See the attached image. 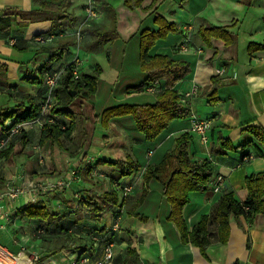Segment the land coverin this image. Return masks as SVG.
I'll use <instances>...</instances> for the list:
<instances>
[{
  "label": "crops",
  "instance_id": "obj_1",
  "mask_svg": "<svg viewBox=\"0 0 264 264\" xmlns=\"http://www.w3.org/2000/svg\"><path fill=\"white\" fill-rule=\"evenodd\" d=\"M38 1L0 0V11L12 9L30 12L39 9ZM95 1L100 11L99 26L109 25L110 18L105 6L109 7L115 13V32L118 36L98 51L83 49L89 39L86 29L91 27L85 13L88 0L81 6V13L74 7L75 0L72 1L68 11L73 14V21L70 25L64 24L60 32L52 29L51 21L29 22L20 18L11 22L6 32L8 34L0 32V64L6 66L5 74L0 75V109L17 106L24 96H30L38 103L42 92L41 84L31 85L24 78H36L39 81L47 71L65 68L75 59L78 50L81 56H87V61L80 68V74L92 73L96 67L100 68L93 97H85V103L76 109L79 112L77 114L73 111V104L71 110L66 107L72 115L71 118H58L60 121L62 119L60 123L64 127L71 120L75 123V128L65 143L71 152L49 167L58 172L64 170L65 163L68 166L71 160L86 158L90 168L87 169L88 177L79 178L69 190L62 191L59 195L56 191L36 198L31 196L27 200L19 199L10 207L6 202L0 203V243L13 254L21 253L19 264H49L51 259V264H74L80 255L88 256L89 264H99L104 243L94 240L93 237L101 236L105 228L111 225V213L114 210L112 206L104 203L102 194L111 190L112 183L128 182L135 178L133 193L123 203L124 213L119 231L112 237L114 259L111 264H126L123 260L128 247L136 250L140 264H264V216L256 215L251 224L242 216L231 217L229 239L225 245L218 243L216 225L211 222L208 227L210 243L205 252L206 257H203L197 247L181 242L178 229L167 220L171 207L162 194L161 186L155 181L148 184L142 181L146 166L158 164L163 154L174 148L175 140L187 133L191 136L187 151L189 160L206 159L213 165L209 190L204 193L191 192L188 195V203L183 208V218L188 229L202 216L212 217L223 194L231 192L238 201L245 200V178L252 173L264 171V154L260 153L264 149L244 131L249 126L264 129V49L248 52L250 44H264V0H157L152 9L147 8L151 0H145L142 8L133 11L124 5L125 0H114L117 3L113 0ZM153 9L166 21L173 23L177 32L169 33L164 40L157 41L148 54L167 55L182 65L172 70L141 72L138 33L142 29H156L153 14H150ZM120 13L124 14L123 18ZM185 24H192L194 28L192 48L186 54H172V46L179 41L181 27ZM201 26L228 28L232 32V43L226 46L222 40L211 39L209 44H205L198 34ZM76 31L80 32L79 38L72 34ZM37 35L50 39L44 44L32 43L31 39ZM63 36H73L77 44L69 47L64 52L66 55L63 53L59 60L49 61L51 54L38 53L39 48L55 47L57 38ZM134 37L137 38V50L136 47L133 49L132 58L124 64L125 52L121 44L128 43ZM7 38H16L15 45L6 47L4 41ZM114 44L120 45L118 50L121 54L118 53L117 58L111 48ZM197 50H200V54H197ZM129 61L130 65L127 64ZM128 67L135 71L132 74L127 73ZM134 75L136 80L131 82ZM212 76H218L219 79V102L215 106L208 103L206 95L212 87ZM152 83L157 86L156 93L143 91L146 85ZM194 85L198 87V92L188 100L189 115L213 119L208 144H201L196 136L188 132V117L173 120L152 142L145 140L136 130L130 116L110 120L104 127L102 140L97 137L95 125L100 122L99 115L103 110L120 104H153L156 96L164 90H173L183 96ZM115 86L117 94L113 91ZM101 91L104 98L108 97V101L114 96L112 101L116 104L96 113L91 104ZM71 100H68L67 106ZM88 107L91 114L83 116L82 109H89ZM90 117L96 118V124L94 131L86 138V131L82 126ZM79 119L82 120L81 124ZM21 125L20 133L13 137L11 150L18 154L17 148L20 151L24 147V153L12 155L16 159H1L6 162L0 165V187L4 180L14 174L16 166H22L35 181L50 180L49 176L43 174V169L38 167L34 151L31 156L30 151H27L34 150L29 147V142L34 137L39 140L40 127L34 121ZM3 133L0 127V136ZM220 139L234 147H243L225 149ZM97 144L103 150L100 154L88 157L89 148ZM148 151H153L149 158ZM245 157L249 159L244 160ZM126 159L139 163L141 169L123 178L117 169L105 163ZM98 171L104 174L103 179L94 177L101 175ZM90 173L94 178L90 177ZM76 196L80 199H75ZM88 197L94 199L102 209L98 220L91 218L84 204ZM28 203L42 204L56 214L59 218L57 225L45 227L43 223L19 214V208ZM4 212L12 213L8 221L2 219ZM60 228L88 242L92 249L83 251L71 247L49 254L47 246L61 233ZM36 229L45 232L37 236ZM23 241H26V248L22 252ZM37 253L40 260L35 262L31 258Z\"/></svg>",
  "mask_w": 264,
  "mask_h": 264
},
{
  "label": "trees",
  "instance_id": "obj_2",
  "mask_svg": "<svg viewBox=\"0 0 264 264\" xmlns=\"http://www.w3.org/2000/svg\"><path fill=\"white\" fill-rule=\"evenodd\" d=\"M72 1L58 0L54 2L52 0H39V9L30 12H20L12 9L0 11V32L8 34L6 32L10 28L11 22L16 18L29 22L48 20L53 24L52 29H58V32H60L64 24L70 25L73 21V14L68 11ZM144 1L125 0L124 5L133 11L142 8ZM156 3L157 0H151L147 8L152 9ZM105 9H107L110 18L109 25L107 27L96 25L86 29L89 39L83 45L84 50L94 49L98 51L118 37L115 32V13L109 7L105 6ZM150 14H153V22L156 25V29H142L138 33L140 71L172 70L175 67L181 66V62H177L167 55L150 56L148 54L157 41L164 40L169 33L177 32V27L158 15L156 9H153ZM198 34L205 44H209L211 39L222 40L226 46L230 45L233 41L232 32L226 27L201 26L198 29ZM76 44L77 41L73 36H63L57 38L55 47L49 49L41 48V50L39 48L38 53L51 54L49 61H55L59 60L69 47ZM259 49H264V44H250L248 46L249 53ZM5 72L6 66L0 64V75L5 74ZM99 72L100 68L96 67L92 73H82L80 80L71 81V66L69 65L65 68L60 83L55 89L56 104L50 111V116L54 118L55 123H44L40 127L39 145H44L46 142L59 143L61 138H67L72 134L75 128L74 121L71 120L69 125L64 127L56 120V117H72L71 113L65 109L68 100L71 98L70 93L72 91L75 93L82 91L84 97H93L96 91ZM217 77L212 76L210 78L212 87L206 94L208 103L213 106L219 102L217 96L219 79ZM24 80L31 85L41 84V79H39L40 82L36 78H24ZM38 104L39 102L36 103L30 96H24L17 106L0 109V127L3 132L9 129L10 125L6 126L7 121H12L11 126H15L35 120L39 115ZM189 113V107L186 103L182 102V96L173 90H164L156 96V101L153 104L116 105L103 110L99 115V120L106 127L112 119L130 116L136 130L143 135L145 140L152 142L169 127L173 120L187 118ZM244 131L250 134L253 141L264 149V129L257 126H249ZM220 140L221 145L228 150L243 147H234L224 139ZM190 141L191 136L189 134L183 133L180 135L174 142V148L167 150L158 164H148L146 166L142 175V181L145 184L155 181L161 186L162 194L171 207L167 220L172 222L178 229L182 243L194 245L198 248L201 255L206 257L205 252L210 243L208 227L211 222H214L216 225L218 243L225 245L229 239L231 217L238 218L242 216L247 220L248 224H251L256 215L260 214L264 216V171L252 173L245 178L247 195L243 202L238 201L233 193H225L221 196L219 203L215 207L212 217L202 216L191 229H188L183 218V208L188 203V195L191 192L204 193L209 190L213 177V165L211 161L206 159L201 161L189 160L187 151ZM10 152L11 144L1 153L0 159L8 157ZM260 153L264 154V152ZM244 156L242 155V157ZM105 163L117 169L122 178L131 176L141 169L139 163H135L130 159ZM88 174L89 170L85 172L86 178ZM102 199L105 204L113 208L120 201L118 192L112 187L109 192L102 194ZM84 204L88 208L91 218L98 220L99 213L102 210L99 204L89 197L84 200ZM18 213L26 218L43 223L45 227L55 226L59 221L57 215L42 204L28 203L21 206ZM60 232L48 244L47 250L49 254H56L71 247L76 250L83 249V251L92 249L88 242L72 236L67 230L60 228ZM123 263L140 264L134 248L128 247L126 249Z\"/></svg>",
  "mask_w": 264,
  "mask_h": 264
},
{
  "label": "built area",
  "instance_id": "obj_3",
  "mask_svg": "<svg viewBox=\"0 0 264 264\" xmlns=\"http://www.w3.org/2000/svg\"><path fill=\"white\" fill-rule=\"evenodd\" d=\"M99 8L95 0H88L85 8L86 18L90 23L91 27L96 26L99 19ZM94 24V25H93ZM193 26L192 24H185L181 27L180 30V39L179 41L172 46L171 52L172 54H186L190 51L193 45L192 34H193ZM77 38L80 37V32L76 31L72 33ZM50 38L42 35H37L31 39L32 43L44 44ZM5 42L9 46H13L16 43V38H7ZM197 54H200V50H197ZM64 55H66L64 53ZM87 61L86 55H80V51H77L75 59L71 61L67 66H71L72 69V78L71 81H76L81 79L80 68ZM66 66V67H67ZM65 67V68H66ZM65 68L59 70H49L47 71L43 77H41V90L40 100H39V115L33 120L34 123L41 127L44 123H55L54 118L50 116V111L56 104V96L55 89L58 87L61 76L64 73ZM143 91L147 93L154 94L158 91L157 86L152 83L146 85L143 88ZM198 92V87L195 85L191 87V89L184 93L182 96V102L186 103L188 106V100L191 97L196 95ZM212 118L209 117H200L194 114H190L188 116V132L191 135L197 137L198 141L201 144H208L209 142V133L212 128ZM31 122V121H30ZM9 129L4 132L0 136V155L6 150L9 146V143L13 139V137L20 133L22 129L21 124H17L15 126H11L12 121L7 122ZM26 123V122H24ZM36 152V160L38 167H44V155L41 154L39 147H35ZM153 151L147 152V158L152 155ZM249 159L245 157L244 160ZM78 169H74L71 172L65 173L63 176L53 179L47 180L44 182L35 181L32 177L24 171L21 166H18L14 174L9 178L2 182L0 187V203H8L9 207L12 204L16 203L19 199L27 200L32 197L43 196L48 193H53L61 190H69L71 185L79 180V175L77 173ZM92 176V173H90ZM136 179H130L128 182H115L112 183V188L118 192L119 194V203L114 207L113 212L111 213V225L102 232L101 236H94V240H98L104 243L103 246V254L101 259L99 260V264H111L114 259V242L112 241V237L115 233L119 231L120 223L122 220V216L124 213V205L123 201L130 197L133 193ZM217 188H214L216 191ZM76 199L79 200L80 197L76 196ZM6 202V203H5ZM12 213L4 212L2 215V219L8 221V218L11 217ZM36 235L40 236L44 234V230L37 229ZM22 248L21 251H25L26 241L21 242ZM30 246V245H29ZM21 254V253H20ZM20 254L11 253L3 244L0 243V264H19ZM33 261L37 262L40 260L39 254H34L31 258ZM52 262V259L50 260ZM49 262V264H51ZM74 264H89V257L80 255L77 257V260Z\"/></svg>",
  "mask_w": 264,
  "mask_h": 264
},
{
  "label": "rangeland",
  "instance_id": "obj_4",
  "mask_svg": "<svg viewBox=\"0 0 264 264\" xmlns=\"http://www.w3.org/2000/svg\"><path fill=\"white\" fill-rule=\"evenodd\" d=\"M85 1L86 0H75V4H74V7L76 8V10L78 11V13H81L80 11L82 10L81 9V6L85 3ZM113 2H115V3H117V1H114L113 0ZM97 6H98V4H97ZM121 15V17L123 18V13H120ZM98 25L100 24V17H99V19H98ZM94 25V24H93ZM5 42V41H4ZM120 44H121V42H119ZM5 45H6V47H10L6 42H5ZM122 45V49L124 50V52H125V57H124V64H125V62L127 61V60H129L130 58H132L131 57V55H133V49H135V47H136V50H137V38L136 37H134L132 40H130L128 43H124V44H121ZM119 44H114L111 48H112V51H114V56H115V58H117V57H119V54L118 53H120L119 52ZM81 47V46H80ZM136 52V51H135ZM121 54V53H120ZM127 64H129L130 65V61L127 63ZM126 71H127V73H130V74H132L135 70L134 69H132V67H128V69H126ZM134 80H136V77H135V75L133 76V79L131 80V82H135ZM130 82V81H129ZM117 87H119V85L117 86ZM116 86H115V88H113V91L114 92H116V88H117ZM125 87V86H124ZM123 87V88H124ZM116 94H117V92H116ZM114 97V96H113ZM112 97V98H113ZM104 97L102 96V91L99 93V95L94 99V103L92 102V104L91 105H93V107L95 108V112L96 113H100L104 108H107V107H109V106H112L113 104H116V103H114V101H112V98H110V100L108 101V97L107 98H104ZM71 103H70V105L69 106H67V110H71V108L70 107H72V104L75 106V108H73V111L77 114V113H79L78 111H76V109H78V106H82L84 103H85V97H84V95H83V92L82 91H79V92H77L74 96H72L71 97ZM89 109H87V108H85V109H82V113H83V116H89L90 114H91V111H90V107H88ZM58 118H63V117H56V120H58L59 122H61L62 121V119H61V121H60V119H58ZM65 118V117H64ZM93 117H90L89 118V120H88V122L86 121V123H87V125H86V123H84L83 124V126L82 127H84L83 129H85V131H86V134H85V137L87 138V137H89V135L91 134V132H93L94 131V125L96 124V118L95 119H92ZM68 119V118H67ZM128 119H130V118H128ZM130 121H131V119H130ZM80 122H82V120L81 119H79V123ZM132 122V121H131ZM81 124V123H80ZM7 125V124H6ZM86 125V126H85ZM81 129V126L79 127V130ZM95 130H96V134H97V137L100 139V140H102V138H103V135H104V126L100 123V122H98V124H96L95 125ZM67 138H63L61 141H59V143H51V142H46L44 145H39L38 144V139L36 138V137H34L32 140H30V145H29V147L30 148H35V147H39V150H40V152H41V154H43L44 155V159H45V162H44V167H42V172H43V174L46 176H49L48 178L50 179V180H53V179H57V178H59V177H61V176H63L64 174L63 173H68V172H71V171H73L74 169H78V171H77V173H78V175H79V177L82 179V178H85V172L87 171V169H90L89 168V166H88V162H87V159L85 158H83V160H76V161H72L71 160V162H68V161H66V162H68V166H67V164L65 163L64 165L65 166H63V169L64 170H60V171H58V172H55V171H52L51 169H49V167H50V165H52V163L53 162H59V158H60V160H63L64 159V156H68L67 155V153L69 152H71V150L70 149H68V148H66V145H65V143H66V140ZM14 140V139H13ZM12 140V141H13ZM12 141L9 143V144H12ZM22 141V140H21ZM23 142H24V139H23ZM27 142V141H26ZM61 143V144H60ZM23 148L24 147H22V149L19 151L18 149L19 148H17V153L18 154H15L16 152L14 151V150H11V152H10V154H9V156L8 157H6V158H4V159H16L15 157H13V156H15V155H20L21 153H24V151H23ZM103 149L102 148H100L99 147V145L97 144V145H93V146H91V148H89V154H88V157H92V156H94V155H96V154H100V152L102 151ZM27 151H30L29 152V155L31 156L32 155V152L34 151V155H36V152H35V149L34 150H27ZM14 153V154H13ZM13 155V156H12ZM70 155V154H69ZM101 157L103 156L104 157V155L103 154H101L100 155ZM35 161H36V163H37V160H36V158H35ZM4 162H6L5 160L4 161H2L1 159H0V165L2 164V163H4ZM46 163H47V165H46ZM17 164V163H16ZM95 166H96V164H95ZM18 166H16L15 168H17ZM22 167V166H21ZM25 171V170H24ZM25 172H27L28 173V171H25ZM98 173L99 174H101V175H97V176H94L95 178H99V179H103V177H104V174L103 173H101V172H99L98 171ZM29 174V173H28ZM90 177L91 178H94V177H92L91 175H90ZM33 180H35L34 178H33ZM42 182H44V181H42ZM110 189H111V186H110ZM65 192L66 190H61V191H58L57 190V193L56 194H62L61 192ZM97 191H100V189H97ZM75 199H76V197H74ZM1 205V204H0ZM52 208V207H51Z\"/></svg>",
  "mask_w": 264,
  "mask_h": 264
},
{
  "label": "water",
  "instance_id": "obj_5",
  "mask_svg": "<svg viewBox=\"0 0 264 264\" xmlns=\"http://www.w3.org/2000/svg\"><path fill=\"white\" fill-rule=\"evenodd\" d=\"M76 93L74 92V91H72L71 93H70V95L71 96H74Z\"/></svg>",
  "mask_w": 264,
  "mask_h": 264
}]
</instances>
